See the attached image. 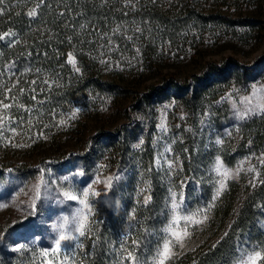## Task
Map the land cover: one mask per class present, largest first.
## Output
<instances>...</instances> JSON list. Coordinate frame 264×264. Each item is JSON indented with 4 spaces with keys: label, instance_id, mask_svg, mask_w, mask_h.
<instances>
[{
    "label": "trees",
    "instance_id": "trees-1",
    "mask_svg": "<svg viewBox=\"0 0 264 264\" xmlns=\"http://www.w3.org/2000/svg\"><path fill=\"white\" fill-rule=\"evenodd\" d=\"M125 3L126 0H108L107 3L104 0H3L0 4V35L15 33L0 40V72L14 62L12 71L17 76L13 80L18 78L19 86L28 90L18 97L19 102L41 109L39 123L33 120V133L47 132L55 124L58 116L55 114L71 106L103 102L112 95H120L134 80L154 70L167 47L179 49L196 36L220 31L247 40L252 38L250 33L256 27H264V0H133L134 8L126 7ZM33 8L37 12L35 18L28 16ZM230 11H234V16ZM236 26L243 29L242 35L236 31ZM117 27L119 32L113 35ZM137 27L140 32L135 31ZM101 34H105L104 39ZM129 36L131 40L127 39ZM107 38H111L112 45L107 44ZM69 53L75 56L79 72L66 62ZM231 66L211 68L203 79L194 77L195 85L187 88L173 85L171 87L177 90L164 91L160 98L174 97L184 105L201 107L204 111L216 108L215 102L226 91L234 86H245L247 78L254 74V71ZM26 69L31 71L26 72ZM45 79L56 82L50 90L43 84ZM32 80L37 81L36 85H30ZM0 83L10 87L12 80L5 74L0 77ZM31 87L37 89V99L44 100L43 105L30 99ZM158 97L153 94L146 101L152 104ZM204 111L196 113L197 116ZM13 112L16 116H27L15 109ZM238 136L236 153L224 155L225 146L218 152L228 165L234 164L239 154H264V115L241 123ZM139 137L137 127L100 134L85 159L87 162L91 156L98 163L107 160V163L116 164L123 177L101 210L94 213V228L99 240L95 249L92 242L96 236L85 242L87 255L78 257L84 264H116V249L121 236L128 230V216L134 207L138 219L147 217L144 224L155 232L165 226L171 186L161 171L153 167L156 146L136 147ZM201 151L191 154L197 160L206 155L211 157L210 152ZM260 180H264V173ZM148 182L153 199L148 208H144L138 204L143 199L138 193ZM263 220L264 184L258 183L244 198L227 236L224 234L213 246L178 255L174 264H234L242 241L251 244L264 240L260 228ZM137 235L143 233L137 232ZM20 257L25 264L33 263V256L27 252H22Z\"/></svg>",
    "mask_w": 264,
    "mask_h": 264
},
{
    "label": "rangeland",
    "instance_id": "rangeland-1",
    "mask_svg": "<svg viewBox=\"0 0 264 264\" xmlns=\"http://www.w3.org/2000/svg\"><path fill=\"white\" fill-rule=\"evenodd\" d=\"M230 15L234 16V11H230ZM237 27L236 31L242 35L243 29ZM250 35L252 38L243 40L244 37L220 31L196 36L179 49L167 47L154 70L146 72L140 80H134L120 95H112L103 102L77 104L65 112H58L53 127L40 135L33 133L28 126L18 129L21 134L14 138V142L24 145L22 147L5 146L0 141V205H7L0 207V264H25L20 257L22 252L33 256L32 264H41L39 252L53 247L59 234L58 225L80 207L76 201L64 199L62 193H79L97 178L112 177L111 189L102 183L93 185L100 195L90 197V203L94 213L101 210L123 177L116 164L107 163V160L98 163L91 156L87 162L85 160L97 137L103 133L137 127L140 129L137 145L154 144L156 156L171 147V153L166 155L177 161L178 167L172 172L166 166L156 169L161 171L170 188L184 193L186 205L192 209L210 200L215 179L212 169L219 157L218 152L225 146L224 155L232 156L240 141L237 129L244 121L235 118L233 104L242 109L244 106L240 101L251 95L254 88L264 87V27H256ZM227 65L254 71V74L247 78L245 86H234L226 91L215 102L216 108L204 111L201 107L184 105L174 97L160 98L164 91L172 93L177 90L171 87L173 85L187 88L195 85L194 77L203 79L211 68L224 69ZM153 94L159 97L149 104L146 99ZM75 109H80L77 118L68 119ZM202 110L204 114L197 116ZM61 119L67 120V124L59 125ZM161 119L166 120V133L160 131ZM218 140L223 143L218 144ZM199 151L210 152L211 157L206 155L197 160L191 153L195 155ZM260 155L239 154L232 165L219 158L232 169L242 162L245 168L255 165L260 180L264 173V167L256 159ZM252 175L242 172L238 179L229 181L228 190L216 202L206 224L193 230L187 247L179 255L213 246L224 236L244 198L255 188L249 183ZM117 176L119 180L115 179ZM41 180L44 182L41 198L35 201L33 208L32 190ZM260 228L264 234V220Z\"/></svg>",
    "mask_w": 264,
    "mask_h": 264
},
{
    "label": "snow or ice",
    "instance_id": "snow-or-ice-1",
    "mask_svg": "<svg viewBox=\"0 0 264 264\" xmlns=\"http://www.w3.org/2000/svg\"><path fill=\"white\" fill-rule=\"evenodd\" d=\"M105 3L108 0H104ZM3 0H0V4ZM40 5L37 4V8ZM125 6L135 7L133 0H126ZM2 14V11H0ZM37 15L36 8H33L28 12V16L35 18ZM63 15V13H61ZM81 28H85V25H81ZM136 32H140L141 29L137 27ZM119 32V27L113 30V35ZM15 33L5 32L0 35V40H4L5 37L14 36ZM101 38H105V34H101ZM127 39L131 40L129 36ZM111 38H107V44L112 45ZM139 52V49H137ZM31 55V53H29ZM75 72H79L80 69L77 66V60L71 53L68 54L67 61ZM15 67L14 62L7 65V67L0 72V77L8 74V79L12 80L9 87L6 83H0V141L4 142L7 146L11 144L13 147H22L14 142V138L21 133L18 129H22L25 125L29 129L34 127L33 120L35 119L39 123L42 117V111L39 108L30 107L18 100L19 96H24L27 89L20 87L19 79H14L17 74L12 71ZM26 72H30L31 69H26ZM37 72L40 70L37 69ZM23 75V73H21ZM37 81L32 80L30 85H36ZM56 82L48 79L43 80V84L48 86L50 90ZM16 90V93H14ZM32 95L30 99L36 104L43 105L44 100L37 99V89L35 87L30 88ZM42 92L43 89H40ZM240 104L244 107L242 109L237 108L236 104H233L235 118L238 121H245L253 116L264 115V87L254 88L251 95L244 97ZM27 113V116H16L13 110ZM80 109H75L68 116V119H76ZM67 124V120L61 119L59 125L64 126ZM15 125V126H14ZM160 131L166 133L168 126L165 119H161L159 125ZM238 130V129H237ZM231 135V133H229ZM143 141H141V144ZM218 144H222V140L217 141ZM139 147V145H137ZM171 147H166L163 153H159L153 162V167L162 169L165 166L170 172L175 171L178 167V162L169 158L167 153H171ZM259 164L264 167V154H261L256 158ZM251 158L248 162L250 163ZM151 171V169H149ZM215 174L213 181V191L210 200L205 204L195 209H192L190 205H186V198L181 191L177 193L172 188H169V199L167 202L166 220L165 226L155 232L149 226L144 224V220L147 217L138 219L137 209L134 207L128 216V230L121 236L119 242V248L116 249L117 260L116 264H174L178 255L187 247L190 241L193 230L198 229L205 225L209 219L211 210L215 207L216 202L222 197V195L228 190L229 181L238 179L242 172L252 173V178L249 181L252 187H256V182L264 184V180H259V170L255 165L248 168L244 167V163L237 166L235 169L225 166L223 161L217 157L215 165L212 169ZM119 176L115 179L119 180ZM37 183L33 187L32 206L34 208L35 201L41 198V185ZM104 184L105 188L111 189L113 185V178L108 177L105 180L97 178L92 185L82 190L79 193L72 191H64L62 193L64 199L69 201H76L80 207L76 209L74 214L69 217L63 218V223L58 225V236L54 240V245L50 249H44L39 252L38 258L41 259V264H84L83 259H79L81 254L85 253V242L89 239H93L96 236V230L94 228L95 221L93 205L90 203V197L100 195L94 189V184ZM184 182L182 181V186ZM141 196L142 202L138 201L142 207L148 208L152 203L151 185L150 182L140 189L138 193ZM47 192H45V197ZM7 205H0V207H6ZM137 232H142L143 235H137ZM227 236V233H225ZM152 237V239H148ZM99 237L96 236L92 242V248L97 247ZM23 247V246H21ZM20 251V248L16 249ZM237 264H264V241L260 243H249L248 241H242L238 245L237 249Z\"/></svg>",
    "mask_w": 264,
    "mask_h": 264
}]
</instances>
